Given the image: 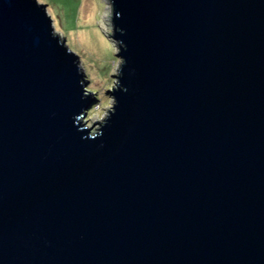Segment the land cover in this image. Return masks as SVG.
Segmentation results:
<instances>
[{
	"label": "water",
	"instance_id": "95a60500",
	"mask_svg": "<svg viewBox=\"0 0 264 264\" xmlns=\"http://www.w3.org/2000/svg\"><path fill=\"white\" fill-rule=\"evenodd\" d=\"M109 2L88 127L46 3L0 0V264H264V0Z\"/></svg>",
	"mask_w": 264,
	"mask_h": 264
},
{
	"label": "rangeland",
	"instance_id": "374dc122",
	"mask_svg": "<svg viewBox=\"0 0 264 264\" xmlns=\"http://www.w3.org/2000/svg\"><path fill=\"white\" fill-rule=\"evenodd\" d=\"M46 3L55 33L77 55L79 66L88 83L85 92L95 98L80 120L91 127L101 122L112 108L108 93L116 82L121 58L117 57V41L111 36L109 0H38ZM115 75V76H113Z\"/></svg>",
	"mask_w": 264,
	"mask_h": 264
}]
</instances>
